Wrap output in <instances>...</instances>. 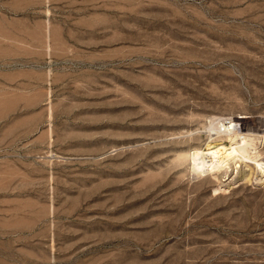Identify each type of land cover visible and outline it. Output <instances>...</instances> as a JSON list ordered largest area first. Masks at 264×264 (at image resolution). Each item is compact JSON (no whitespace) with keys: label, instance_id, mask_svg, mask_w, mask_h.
I'll use <instances>...</instances> for the list:
<instances>
[{"label":"rangeland","instance_id":"obj_1","mask_svg":"<svg viewBox=\"0 0 264 264\" xmlns=\"http://www.w3.org/2000/svg\"><path fill=\"white\" fill-rule=\"evenodd\" d=\"M224 117L264 133V0H0V264H264Z\"/></svg>","mask_w":264,"mask_h":264},{"label":"bare ground","instance_id":"obj_2","mask_svg":"<svg viewBox=\"0 0 264 264\" xmlns=\"http://www.w3.org/2000/svg\"><path fill=\"white\" fill-rule=\"evenodd\" d=\"M220 119L219 128H214L217 129L219 135L225 134V137H221L222 140L215 144L208 142L204 147L195 150L192 153L195 167L199 171L205 172L207 169L211 171L224 170L233 162L237 168L242 164L249 165V162L262 166L264 159H259L258 153L255 151L259 147V143L263 142L264 133L245 132L242 128L237 127V119L232 117ZM244 177L248 178V174L243 173L241 178Z\"/></svg>","mask_w":264,"mask_h":264}]
</instances>
